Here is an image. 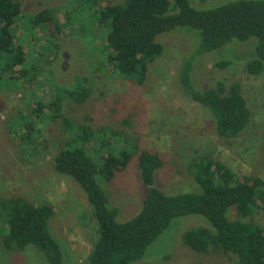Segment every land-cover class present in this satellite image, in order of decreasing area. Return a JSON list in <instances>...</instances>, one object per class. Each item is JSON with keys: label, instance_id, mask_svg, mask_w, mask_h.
Wrapping results in <instances>:
<instances>
[{"label": "rangeland", "instance_id": "1", "mask_svg": "<svg viewBox=\"0 0 264 264\" xmlns=\"http://www.w3.org/2000/svg\"><path fill=\"white\" fill-rule=\"evenodd\" d=\"M123 1L98 0L89 9L81 0H21L24 13L56 7L63 29L51 35L43 27L16 22L17 41L28 54L23 67L33 69L22 76L19 64L4 71L0 65V201L23 196L34 203H51L54 214L49 226L63 245L66 264H83L97 237V226L78 183L54 168L55 154L73 143V132L64 128L60 118L49 117L48 109L41 118L35 115L36 101L49 100L56 88L73 91L77 85L88 87L90 93L83 101L64 93L63 111L69 117L119 130L133 137L139 149L160 153L164 162L155 171L154 185L166 193L200 190L189 163L203 154L221 159L237 176L257 175L264 179V69L251 73L246 67L255 56L257 37L232 39L201 53L194 62L192 79L200 88L214 87L218 80L226 86L234 81L240 83L250 120L237 136L223 138L216 133L209 111L182 91L178 79L195 38L200 41L199 30L178 27L161 33L158 39L163 52L148 64L143 83L120 74L108 61L105 32L97 26L91 11L99 5ZM225 1L228 0H191V4L209 7ZM224 58L232 61L220 66ZM22 114L33 119L38 128L30 145L21 142L19 135L24 124L19 120ZM93 149L99 161L103 151L96 148V143ZM139 178L135 154L105 185L120 221L140 210L151 188ZM230 216H234L232 209ZM248 218L264 227V203ZM198 225L210 226V222L198 213L177 216L147 246L144 256L132 264H234V256L229 253L216 249L200 253L183 242V232ZM0 264L50 262L33 245L20 251L6 249L0 234Z\"/></svg>", "mask_w": 264, "mask_h": 264}, {"label": "trees", "instance_id": "2", "mask_svg": "<svg viewBox=\"0 0 264 264\" xmlns=\"http://www.w3.org/2000/svg\"><path fill=\"white\" fill-rule=\"evenodd\" d=\"M81 1L89 9L98 2ZM57 11L56 7H44L29 14L23 12L21 0H0L2 71L13 70L19 64V73L25 76L33 69L23 67L28 54L17 41L16 22L37 25L51 35H57L63 29ZM70 13L66 12L72 18ZM91 15L105 32L108 61L117 72L138 83L145 81L148 64L163 52L164 46L158 39L161 33L178 27L199 30L200 41L195 38L179 69L182 91L209 111L220 137H235L247 125L250 110L240 83L234 81L226 86L218 80L214 87L200 88L192 79V69L201 53L219 48L232 39L245 40L255 36V56L247 61L246 67L251 73H260L264 69V0H228L209 7L194 6L191 0H124L99 5ZM231 61L224 58L218 64L224 66ZM65 92L83 101L90 89L83 85H77L73 91L56 88L49 100L36 101L34 111L41 118L47 115L45 109H48L49 117L60 118L64 128L73 132V143L60 148L53 161L58 173L68 175L78 183L96 220L97 237L83 264H132L144 256L147 246L174 218L189 213L206 216L210 226L186 229L182 240L187 246L200 253L211 249L229 253L234 256V264H264V227L248 218L264 203L262 177L237 176L221 159L203 154L189 163L200 190L166 193L154 185L155 171L164 162L161 154L139 149L133 137L119 130L84 124L69 117L63 111ZM19 120L24 123L19 134L21 142L30 145L38 131L36 122L29 116L24 118L23 114ZM95 143L96 148L103 151L99 161L93 156ZM135 154L139 179L151 188L141 201L140 210L120 221L118 209L109 202L105 185ZM231 209L233 217L230 216ZM53 214L51 203H34L23 196L2 198L0 234L4 247L20 251L33 245L43 252L50 264H66L63 245L50 230Z\"/></svg>", "mask_w": 264, "mask_h": 264}]
</instances>
